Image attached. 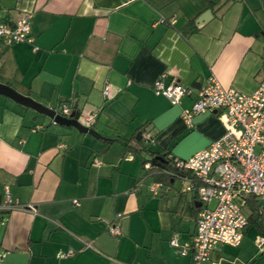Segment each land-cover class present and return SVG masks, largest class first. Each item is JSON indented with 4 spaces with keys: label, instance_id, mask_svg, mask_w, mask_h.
<instances>
[{
    "label": "crops",
    "instance_id": "obj_1",
    "mask_svg": "<svg viewBox=\"0 0 264 264\" xmlns=\"http://www.w3.org/2000/svg\"><path fill=\"white\" fill-rule=\"evenodd\" d=\"M26 13L31 41H0V82L57 114L72 105L88 130L0 94V201L8 192L31 205L0 216V264H194L191 250L181 255L169 241L193 238L197 191L146 173L143 162L153 154L185 160L222 136L216 113L188 124L181 112L212 76L246 94L258 87L264 0H0V24ZM159 79L193 93L171 104L153 90ZM143 125L138 150L131 139ZM155 181L163 184L156 197L148 190ZM260 220L238 247L216 244L204 264H264Z\"/></svg>",
    "mask_w": 264,
    "mask_h": 264
},
{
    "label": "built area",
    "instance_id": "obj_2",
    "mask_svg": "<svg viewBox=\"0 0 264 264\" xmlns=\"http://www.w3.org/2000/svg\"><path fill=\"white\" fill-rule=\"evenodd\" d=\"M30 17V13L24 14L13 26L0 24V41L6 45L30 42ZM153 90L163 94L171 104L193 93L192 88L184 87L174 79L167 84L162 79L157 80ZM104 94H108L107 89ZM206 112L217 114L225 127L224 133L188 159L174 163V168L181 172L175 173L176 177L186 183L183 190L195 189L201 206L191 241L180 246L177 238L173 237L169 242L171 246L180 248L181 255L191 250L194 264L207 262L216 244L240 245L248 223L244 210L248 198L252 197L256 201L257 212L264 214V77L250 94L225 88L215 77H210L197 89L195 101L190 108L182 110L181 116L191 124L195 115ZM70 113L71 105L62 104L60 114L68 117ZM94 163L99 165L100 161L94 159ZM144 167L149 170L151 164L146 162ZM165 173L171 177L174 175L173 171ZM143 181L141 178L137 185ZM162 186L159 181L151 182L148 190L156 197ZM213 200L215 205L208 207ZM73 203L79 204L77 199H73ZM29 207L31 205L18 203L6 192L0 201V216ZM109 233L119 234L118 226L111 225ZM257 244L259 248L264 247V237H258ZM86 247L91 245L87 243ZM3 257L4 253L0 252V259Z\"/></svg>",
    "mask_w": 264,
    "mask_h": 264
},
{
    "label": "water",
    "instance_id": "obj_3",
    "mask_svg": "<svg viewBox=\"0 0 264 264\" xmlns=\"http://www.w3.org/2000/svg\"><path fill=\"white\" fill-rule=\"evenodd\" d=\"M208 17H211V12L210 10L205 11L198 19L197 23H203L204 21L207 20ZM0 94L5 95L6 97H9L10 99L14 100L15 102L24 105L26 107H29L38 113H41L43 115H46L50 118L53 119V121L57 124L60 125H65V126H74L78 128L81 131H87L88 129L85 127H82L78 122L77 119L75 118V112L70 113L69 117L62 116L61 114H57L55 110L46 107L39 102L24 96L20 93H18L15 89L10 87L9 85H6L4 83L0 82ZM92 132L91 130H89ZM155 159L159 161H163V156L158 155L155 157ZM199 205V203H198Z\"/></svg>",
    "mask_w": 264,
    "mask_h": 264
},
{
    "label": "trees",
    "instance_id": "obj_4",
    "mask_svg": "<svg viewBox=\"0 0 264 264\" xmlns=\"http://www.w3.org/2000/svg\"><path fill=\"white\" fill-rule=\"evenodd\" d=\"M193 30H195V28ZM71 109H74V107L72 105H71ZM78 116H79L78 112L75 111V118H78ZM145 131L146 130H145V127L143 125L142 127L138 128L136 130V132L134 133V135H133V137L131 139V140H133L135 142L136 146H134V147L138 148V150H141V149L145 148V145H144V142H143V135L145 134ZM155 156L156 155L153 154V157L151 158V160L143 162V164L146 163V162H149L151 164V168L149 170H146V173H150L151 171H154V170L162 171L163 174L165 173V171H173L174 172L173 177H176L177 173H181V172H178V170H176L174 168L175 167L174 163L176 161L175 159H170L166 155L161 154V156H163V161H159V160L155 159ZM165 174H166V177L168 179L171 178V175H169L167 173H165ZM247 207L249 208V211H250L249 216H248L247 225L249 224V222L251 220H254L256 222H261V220H260L261 214H259L257 212L256 201L252 197L248 198Z\"/></svg>",
    "mask_w": 264,
    "mask_h": 264
},
{
    "label": "rangeland",
    "instance_id": "obj_5",
    "mask_svg": "<svg viewBox=\"0 0 264 264\" xmlns=\"http://www.w3.org/2000/svg\"><path fill=\"white\" fill-rule=\"evenodd\" d=\"M98 159V158H97Z\"/></svg>",
    "mask_w": 264,
    "mask_h": 264
}]
</instances>
